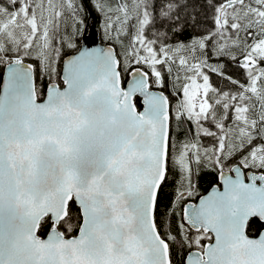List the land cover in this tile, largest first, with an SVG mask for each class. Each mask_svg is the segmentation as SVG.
<instances>
[{"label": "snow or ice", "instance_id": "obj_1", "mask_svg": "<svg viewBox=\"0 0 264 264\" xmlns=\"http://www.w3.org/2000/svg\"><path fill=\"white\" fill-rule=\"evenodd\" d=\"M190 3L98 2L122 52L91 47L76 0L0 3V264H264V0ZM202 168L217 184L188 203Z\"/></svg>", "mask_w": 264, "mask_h": 264}, {"label": "trees", "instance_id": "obj_2", "mask_svg": "<svg viewBox=\"0 0 264 264\" xmlns=\"http://www.w3.org/2000/svg\"><path fill=\"white\" fill-rule=\"evenodd\" d=\"M2 2H3V0H0V3H2ZM76 2H77V4L82 5V9H81L79 15H80L81 19L84 21V25L86 27L87 23L91 22L89 20V10L87 9V7H85L82 0H76ZM98 2L105 5L106 7L107 6L115 7V5L118 3V0H89V4H90V7L93 10V12L96 13V15L98 17L97 28L99 31V38H100L101 42L105 43V44H111L115 47V49L117 51L122 52L123 49H121L120 44L109 41L103 37V32H102V28H101V25L103 23V14L96 7V4ZM182 2H183V0H182ZM204 9H205L204 0H191L190 6L185 10V13L187 14V13H191L193 11H197V12H200L201 15L203 16L204 15ZM207 16H208V18L202 20L200 27H198L195 30L193 28H188L187 30L183 31L182 33H179L178 35L172 36L170 34L169 44L174 47L176 45V43H178V42L188 43L192 39L193 36H198V35L204 34L208 29H211L213 25H212V21H211L210 10L208 11ZM68 30L71 31L70 28ZM122 39L124 40L125 47H127L128 38L122 37ZM66 51H72V50H66ZM181 54L182 53H179V52L175 53V55L177 57H179V55H181ZM121 59H123V56H121ZM26 62L35 63V61L32 59H26ZM216 62H217V58L214 56L209 59L210 64H216ZM220 63H226L229 65V67H231V65H232V61L227 57L222 58L220 60ZM4 66H5L4 64H0V77H2ZM136 67H139V68H142L143 70H146L143 65H132V69H134ZM173 71L174 72L176 71L175 65L173 66ZM205 71L207 72V74L209 75V77L211 79V82L215 86H217V87H224L225 86L224 83L220 81V79L216 76L215 73L208 71V69H205ZM232 74L234 76H236L237 78H242V74L239 72V70H233ZM181 75H183V73H181ZM122 79L127 81L128 76L124 75L122 77ZM42 83L45 85L47 84V77L43 78ZM165 94L168 95L169 98L171 99V101L173 102V98L171 97L169 90L165 91ZM137 104H138V106H141L140 99H137ZM202 142L205 146H209L211 144V140L209 138H204ZM253 143H258V141H254ZM178 179H179L178 172L173 173L171 180L163 188L161 196H160L161 213L167 211L168 207L172 204V201H173V198L175 195V191H176V182L178 181ZM195 182H196V187H197V193L193 197L189 198L188 201H196V199L199 196L203 195L213 185L217 184L216 174L213 172H210L208 169L202 168L200 170L199 174L195 177ZM176 219L177 218H173V227H175ZM256 233H257V229L254 227L253 229H251L249 234L251 236H255ZM180 255L183 256L184 253L181 252Z\"/></svg>", "mask_w": 264, "mask_h": 264}, {"label": "water", "instance_id": "obj_3", "mask_svg": "<svg viewBox=\"0 0 264 264\" xmlns=\"http://www.w3.org/2000/svg\"><path fill=\"white\" fill-rule=\"evenodd\" d=\"M83 4L85 5V7L87 8H90V4H89V0H82ZM89 20L91 22H88L86 28L89 32V35L92 36L94 38V42H90L91 43V47L92 48H98V49H102V50H106L108 47H114L113 45L111 44H105V43H102L100 38H99V31H98V28H97V20H98V17L97 15L92 12L90 10L89 12ZM115 48V47H114ZM66 59V57H65ZM26 62V61H25ZM26 63H29V62H26ZM136 68H139V67H136ZM136 68L132 69V70H135ZM141 70H143L142 68H140ZM2 78L4 81H6L7 79V68L6 66H4V69H3V74H2ZM131 78L128 76V80H130ZM0 87H2V84H0ZM165 94V93H164ZM166 95V94H165ZM140 102H141V105L143 103L142 99H140ZM253 172L252 171H249L248 172V175H252ZM216 185V184H215ZM213 185L206 193H204L203 195L199 196L196 201H188V203H198L199 202V199L203 196H207L209 195L212 190H213V187L215 186ZM186 206V205H185ZM255 237V236H253Z\"/></svg>", "mask_w": 264, "mask_h": 264}, {"label": "flooded vegetation", "instance_id": "obj_4", "mask_svg": "<svg viewBox=\"0 0 264 264\" xmlns=\"http://www.w3.org/2000/svg\"><path fill=\"white\" fill-rule=\"evenodd\" d=\"M210 81H211V79H210ZM181 82H182V81H181ZM168 90H169V93H170L171 97L173 98V102H172L171 99L169 98V100H170V104L175 105V102H176L178 99H180V96H179V94H176V95H173V94H172L173 89L171 88V85H170V84H169V88H168Z\"/></svg>", "mask_w": 264, "mask_h": 264}, {"label": "bare ground", "instance_id": "obj_5", "mask_svg": "<svg viewBox=\"0 0 264 264\" xmlns=\"http://www.w3.org/2000/svg\"><path fill=\"white\" fill-rule=\"evenodd\" d=\"M90 7V6H89ZM88 10H89V12H90V10L93 12V10L91 9V7L90 8H87ZM96 14V13H95ZM176 103V102H175Z\"/></svg>", "mask_w": 264, "mask_h": 264}, {"label": "rangeland", "instance_id": "obj_6", "mask_svg": "<svg viewBox=\"0 0 264 264\" xmlns=\"http://www.w3.org/2000/svg\"><path fill=\"white\" fill-rule=\"evenodd\" d=\"M88 24V23H87Z\"/></svg>", "mask_w": 264, "mask_h": 264}]
</instances>
